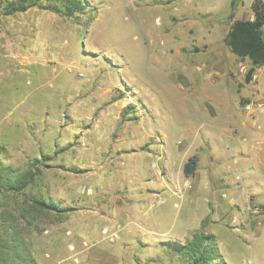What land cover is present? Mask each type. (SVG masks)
<instances>
[{"label": "rangeland", "instance_id": "rangeland-1", "mask_svg": "<svg viewBox=\"0 0 264 264\" xmlns=\"http://www.w3.org/2000/svg\"><path fill=\"white\" fill-rule=\"evenodd\" d=\"M86 1L72 19L48 2L0 17V162L37 174L0 193V241L36 264H183L169 243L202 231L221 264H264V71L248 83L251 63L224 43L255 0ZM244 123L236 146L218 132ZM194 153L212 189L149 190ZM187 197L199 206L183 221Z\"/></svg>", "mask_w": 264, "mask_h": 264}, {"label": "trees", "instance_id": "trees-1", "mask_svg": "<svg viewBox=\"0 0 264 264\" xmlns=\"http://www.w3.org/2000/svg\"><path fill=\"white\" fill-rule=\"evenodd\" d=\"M45 2H48V10L71 19L91 11L86 0H8L0 3V17L26 13L34 7L44 5ZM251 11L253 19L234 21L224 38L226 47L233 55L251 63L246 78L248 83L255 76L256 70L264 66V0H255ZM197 168V158H190L184 165L185 177L191 178ZM36 176L33 172L15 176L10 167L3 166L0 162V193L23 192L33 183ZM31 205L37 210L57 212L60 209L42 197H35ZM169 245L183 264H221L215 238L202 231H196L192 240L185 244ZM0 264H36V261L25 249L23 241L6 238L0 241Z\"/></svg>", "mask_w": 264, "mask_h": 264}, {"label": "crops", "instance_id": "crops-1", "mask_svg": "<svg viewBox=\"0 0 264 264\" xmlns=\"http://www.w3.org/2000/svg\"><path fill=\"white\" fill-rule=\"evenodd\" d=\"M185 68H186L188 74L184 77V80H182V81L184 83L187 82V84H188V83H191L192 82V80H193V77L192 76L194 75V72H192V70H191L190 66H188V64H185ZM259 71L263 72L264 71V66L261 67L259 69ZM261 77H263V76L261 75ZM257 78H258V76L256 75L255 76V79H257ZM263 86H264V84H262V83L259 84V88L260 89ZM186 95L188 96L189 94H186ZM224 114H225V112H224ZM225 116H227V114H225ZM234 117H235V112L234 113L232 112V119ZM239 128L243 129V131L245 132V134H248V131H246V129L248 127H246V124L245 123L243 125H241V126L238 125V126H235L234 128H232L231 130L233 132L230 129L225 128V127L224 128H218V132L221 134V137L224 138V140L227 142V144H233V145L236 146V143L234 142V138L236 137V134H235L234 129H239ZM239 147H241V146H239ZM189 148H195V147L190 146ZM152 150H153V147H152V145H150L148 147V150H147L146 153H148V155L151 156ZM192 155L193 156L191 158L194 157V158H197L198 159V168L196 170V174H195L194 178H190V179H187V180L189 182L193 181L194 188H195L194 190L202 189L203 191H208L209 189H212V186L208 183V181L210 180V178L207 175L206 176H202L201 174H199L200 173V170H201L200 169V166L201 165L199 164L200 159L195 156V153L192 154ZM186 156H187L186 154H183V156H181L180 159H177L175 162L172 161L171 159H167L166 162H165V164L163 165V171H165V175H161V177H164L166 179V181H164V180L151 181L150 182V185L148 186L149 190H151V189L152 190H156L157 191L156 193H157L158 197H160L162 195H167L173 189H175L177 192H180V194H181L183 192L182 188L185 186L183 184L184 183V178L183 177H185L183 170H184V165L186 164V162H184L185 159L187 158ZM189 159H187L186 161H188ZM200 163H202V162H200ZM175 166L176 167L177 166L178 167H181V174L180 175H177V174L175 175L174 174L173 169H174ZM178 167H177L176 170H178ZM188 192L189 191L185 190L184 193H183V195H185ZM189 193H192V192H189ZM148 195L149 194L147 192L146 197L143 195V199L144 200H147V199H155V198H152V197L151 198H148ZM185 203L186 204H184V208L182 210V220L183 221L184 220L186 221L189 218H193V216L196 215L195 209L198 208V206H199V204L196 203L195 200H192L191 197L185 198ZM215 207H217L216 202H214V208Z\"/></svg>", "mask_w": 264, "mask_h": 264}, {"label": "built area", "instance_id": "built-area-1", "mask_svg": "<svg viewBox=\"0 0 264 264\" xmlns=\"http://www.w3.org/2000/svg\"><path fill=\"white\" fill-rule=\"evenodd\" d=\"M243 70H244V67L241 69V71H243ZM254 77H255V76H254ZM258 106H259L260 108H264V103L261 102V103L258 104ZM246 110H251V106H247ZM186 187L189 188V189H192V186H191L189 183L186 184ZM103 233H104V235H108V236H107V239H108L110 242H114V241H115V237H114L113 235H109V234H107L106 231H104Z\"/></svg>", "mask_w": 264, "mask_h": 264}]
</instances>
